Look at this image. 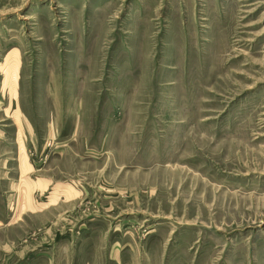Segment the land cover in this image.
I'll return each instance as SVG.
<instances>
[{"label":"rangeland","instance_id":"rangeland-1","mask_svg":"<svg viewBox=\"0 0 264 264\" xmlns=\"http://www.w3.org/2000/svg\"><path fill=\"white\" fill-rule=\"evenodd\" d=\"M0 264H264V0H0Z\"/></svg>","mask_w":264,"mask_h":264}]
</instances>
